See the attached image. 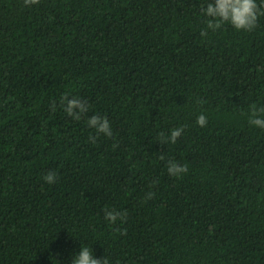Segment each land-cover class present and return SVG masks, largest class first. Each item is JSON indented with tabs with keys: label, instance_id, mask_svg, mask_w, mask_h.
I'll return each instance as SVG.
<instances>
[{
	"label": "trees",
	"instance_id": "obj_1",
	"mask_svg": "<svg viewBox=\"0 0 264 264\" xmlns=\"http://www.w3.org/2000/svg\"><path fill=\"white\" fill-rule=\"evenodd\" d=\"M210 2L0 0V264H72L82 245L108 264H264V129L249 124L264 15L213 31ZM65 95L87 103L80 119Z\"/></svg>",
	"mask_w": 264,
	"mask_h": 264
},
{
	"label": "clouds",
	"instance_id": "obj_2",
	"mask_svg": "<svg viewBox=\"0 0 264 264\" xmlns=\"http://www.w3.org/2000/svg\"><path fill=\"white\" fill-rule=\"evenodd\" d=\"M39 0H24L25 6H31L38 4ZM202 13L209 17L207 20V29L213 31L219 29L222 24L230 23L237 30L251 31L253 30L258 21L259 15H264V12L260 11L257 4V0H215L210 2L205 8H202ZM207 29L201 31V36H207ZM55 101H53V110H55ZM60 104L63 110L74 119H80L81 114L88 111V105L85 101L79 97H72L65 95L61 97ZM88 126L94 128L97 134H104L108 137L113 135L110 122L107 117H101L99 115L91 116L88 121ZM196 123L204 127L207 124V117L203 113L197 117ZM249 124L264 129V107L256 108L252 107V113L249 117ZM184 128H174L171 130L170 136L165 137L161 133V143H173L175 144L177 139L183 133ZM90 141L95 142V137L90 136ZM163 159V157H161ZM167 171L171 176L177 177L182 173H186L188 168L186 165H180L175 161H168ZM44 181L48 184L55 183L56 173L49 171L44 177ZM154 194L148 193L146 199L152 198ZM126 213H121L115 210H105V219L110 223H115L118 219H124ZM120 232V229H116ZM72 264H108V260L104 257L103 259H97L94 257L92 249L82 245L81 251L75 255L72 259Z\"/></svg>",
	"mask_w": 264,
	"mask_h": 264
}]
</instances>
